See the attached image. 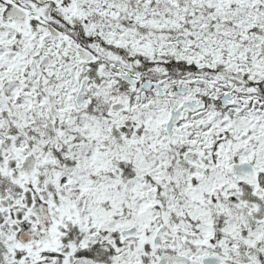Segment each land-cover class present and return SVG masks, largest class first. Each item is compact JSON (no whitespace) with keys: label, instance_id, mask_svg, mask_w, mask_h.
Masks as SVG:
<instances>
[{"label":"snow or ice","instance_id":"snow-or-ice-1","mask_svg":"<svg viewBox=\"0 0 264 264\" xmlns=\"http://www.w3.org/2000/svg\"><path fill=\"white\" fill-rule=\"evenodd\" d=\"M0 264H264V0H0Z\"/></svg>","mask_w":264,"mask_h":264}]
</instances>
